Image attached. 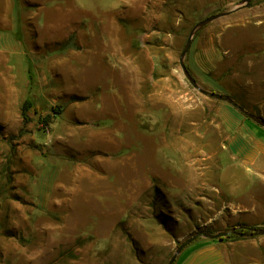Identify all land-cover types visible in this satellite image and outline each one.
<instances>
[{"label": "rangeland", "instance_id": "obj_1", "mask_svg": "<svg viewBox=\"0 0 264 264\" xmlns=\"http://www.w3.org/2000/svg\"><path fill=\"white\" fill-rule=\"evenodd\" d=\"M143 1L139 25L32 34L41 65L64 55L65 73L44 86L87 92L50 88L31 99L27 122L21 107L0 122V264H167L195 234L264 235L237 234L264 228V183L248 190L238 165L264 127L199 92L179 61L195 25L239 7L199 27L183 62L200 87L261 118L264 0ZM209 239L220 238H196L173 264Z\"/></svg>", "mask_w": 264, "mask_h": 264}, {"label": "crops", "instance_id": "obj_2", "mask_svg": "<svg viewBox=\"0 0 264 264\" xmlns=\"http://www.w3.org/2000/svg\"><path fill=\"white\" fill-rule=\"evenodd\" d=\"M144 3L143 0H80L77 7L72 0H0V122L7 124L10 116L19 117L18 110L26 98L37 97L50 88L67 93L87 92L85 86L76 88L55 82L50 87L44 86L49 74L65 73V60L63 54H55L44 58V64L39 63L38 45L43 43L32 36L38 25H84V28L88 25L90 30L94 29L91 25H139L146 8L144 5L138 12L135 9ZM53 30L49 40L55 41ZM51 56H58V60ZM83 63L80 70L85 72L86 63ZM255 97L253 103L248 99L246 104H254L264 119V92L260 95L256 91ZM251 140L255 149L251 151L244 146L243 160L238 162L240 172L248 176V190L254 188V182L264 183V141L255 135ZM262 223L255 222L252 226ZM191 251L182 264H264V235L237 240L209 239Z\"/></svg>", "mask_w": 264, "mask_h": 264}, {"label": "water", "instance_id": "obj_3", "mask_svg": "<svg viewBox=\"0 0 264 264\" xmlns=\"http://www.w3.org/2000/svg\"><path fill=\"white\" fill-rule=\"evenodd\" d=\"M249 0H246L245 4L248 3ZM239 7H235L230 11L227 12H223V13H219V14H215V15H211L207 18H205L204 20L200 21L197 25H195L193 27V29L190 31V34L187 38L186 44L181 52V56L179 58L180 61V66L182 68V70L184 71L185 76L187 77V79L189 80V82L192 84V86H194L199 92H201L202 94L211 97V98H215L218 100H222V101H226L227 103L231 104L234 108L238 109L239 111H241L242 113H244L246 116H248L249 118H251L252 120H254L255 122L259 123L261 126L264 127V119L262 118H258L255 115H253L252 113L247 112L242 106H240L239 104H237L234 99H232V97H230L229 95H224V94H219L213 91H208L202 87H200L197 82L195 81L194 78H192V76L190 75V73L188 72V70L186 69V66L183 62V56L185 55V53L188 51L190 44H191V40L193 37L194 32L201 26H203L205 23L212 21L220 16H224L227 15L231 12H234L236 10H238ZM229 233L226 231H221V232H217L215 234H209V233H202V234H195L191 237H188L187 239H184L183 241H181L179 243V245L176 247L173 255L171 256V258L168 260L167 264H173V262L175 261L177 255L186 247L188 246L190 243H192L196 238L200 237V236H204L206 238H222L224 236H227ZM238 235L241 236H246V235H259V234H264V228H252L250 229L249 232L244 233V232H238Z\"/></svg>", "mask_w": 264, "mask_h": 264}, {"label": "trees", "instance_id": "obj_4", "mask_svg": "<svg viewBox=\"0 0 264 264\" xmlns=\"http://www.w3.org/2000/svg\"><path fill=\"white\" fill-rule=\"evenodd\" d=\"M31 104H32L31 99L30 98H26L24 100L22 106H21V115H22V118H23L24 122L28 121L27 111H28L29 107L31 106ZM241 231L244 232V233H247L248 229H243ZM222 238H224V237H222ZM222 238H220V239H222Z\"/></svg>", "mask_w": 264, "mask_h": 264}]
</instances>
